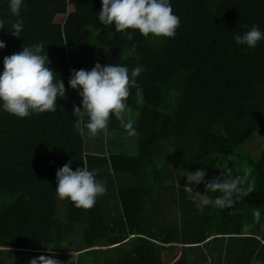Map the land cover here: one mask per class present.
I'll return each mask as SVG.
<instances>
[{"label":"trees","instance_id":"16d2710c","mask_svg":"<svg viewBox=\"0 0 264 264\" xmlns=\"http://www.w3.org/2000/svg\"><path fill=\"white\" fill-rule=\"evenodd\" d=\"M171 5L180 19L175 38L129 29L128 40L99 22L101 0H25L17 38L8 32L17 17L0 0V71L5 56L43 42L66 89L56 112L19 118L0 111V264L40 255L60 264H264V147L256 156L242 148L264 136V41L250 49L233 39L253 25L264 31V0ZM97 61L145 69L140 98L135 88L128 98L136 134L110 119L119 146L108 155L104 134L89 137L100 141L92 145L73 128L81 97L68 85L70 70ZM69 161L73 171L95 170L106 187L90 209L56 195V171ZM197 170L205 181L240 177L249 194L223 209L201 208L187 182L196 194L220 193L190 183Z\"/></svg>","mask_w":264,"mask_h":264},{"label":"clouds","instance_id":"9594fccd","mask_svg":"<svg viewBox=\"0 0 264 264\" xmlns=\"http://www.w3.org/2000/svg\"><path fill=\"white\" fill-rule=\"evenodd\" d=\"M24 6L25 0H8L9 11L17 19L11 22V30H7L17 38L21 37L24 27L19 18ZM98 20L105 26H114L115 32L122 33L128 40L133 39L132 31H127L129 29L145 37L175 38L180 27V19L173 12L171 0H101ZM4 29L5 24L0 20V30ZM233 39L237 45L255 49L264 41V31L259 25H253L243 34H235ZM5 46L4 41L0 40V49ZM50 64L43 42L26 44L22 51L5 56L3 70L0 71V111L19 118L56 112L57 100L66 98V89L63 80L49 67ZM143 71L142 65L129 70L126 65L102 66L98 61L90 70H70L68 85L77 90L82 106L73 105L75 131L85 138H94L101 133L107 135L110 119H116L129 136L135 135L133 121L127 119L128 98L133 88L136 89L137 98H140L142 89L137 77ZM70 165L71 161L56 171V195L61 200H69L77 208L90 209L97 197L106 192V187L96 178L95 170L85 165L73 171ZM205 177V171L197 170L187 178L192 184L203 183L205 193H220L214 198L202 195L200 203L204 206L223 209L231 206L241 195L249 194L242 187L240 177H217L209 181H205ZM189 186L193 187L188 183ZM193 189L190 193L194 192ZM133 236L135 234H130L128 239ZM209 240L211 237L206 241ZM186 245L193 246H183ZM30 264H60V261L53 256L40 255L32 258Z\"/></svg>","mask_w":264,"mask_h":264},{"label":"rangeland","instance_id":"374dc122","mask_svg":"<svg viewBox=\"0 0 264 264\" xmlns=\"http://www.w3.org/2000/svg\"><path fill=\"white\" fill-rule=\"evenodd\" d=\"M90 141H91V139L88 136H86V142H90ZM91 142H94L91 144L95 145L96 143H98L100 141L97 140V141H91ZM99 144L100 143H98L97 145H99ZM114 144H117L119 146V141L115 140L114 137L112 135H110L109 133L107 135H105L104 136V153H106L107 155L110 154L109 147L111 145H114ZM263 144H264V136H261V134H255V136L252 139H250L249 141H247V143L242 148L244 150L252 153L253 156H256V155H258L260 149H262L264 147ZM127 147H130V152H132V153L138 152L137 147H136V137H135V141H133L131 143V145H127ZM187 188H188L187 192L190 195V198L202 208L203 205L200 203V199H201L202 195H198L194 192L190 193V190H192L193 187H191V186L188 187V183H186V189ZM202 244H200V245H202ZM197 245L198 244H196V246H194V247H197ZM184 247H186V249L190 248V247H187V245ZM65 255L67 256V254H65ZM62 260L64 261L63 264H66V259L62 258ZM208 263L211 264V261L208 260L206 264H208Z\"/></svg>","mask_w":264,"mask_h":264}]
</instances>
